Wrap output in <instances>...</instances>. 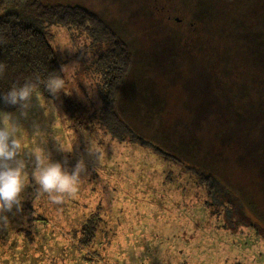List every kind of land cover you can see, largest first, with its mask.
Masks as SVG:
<instances>
[{
    "label": "rangeland",
    "instance_id": "1",
    "mask_svg": "<svg viewBox=\"0 0 264 264\" xmlns=\"http://www.w3.org/2000/svg\"><path fill=\"white\" fill-rule=\"evenodd\" d=\"M37 1L84 7L128 44L133 56L132 66L120 88L116 112L136 136L167 152L170 160L138 143L119 141L100 125L102 79L100 73L86 68L95 61V49L90 46V40L85 34L75 32L70 37V32L63 27L44 25L48 42L63 63L65 94L60 91L54 99L51 94L34 93L26 116L21 115L20 107L11 112L0 111V127H3L4 115L10 116V122L19 127L16 137L23 149L18 158L26 161L28 181L20 194L23 218L26 220L31 213L42 215L66 234H69V227L95 226L94 239L99 245L93 249L105 264H264V190L252 180L237 184L232 194L236 193L242 202L243 217L226 221V213L215 204L216 196L212 198L202 187H195V182L199 184L196 174L206 170L200 167L199 154L192 143L197 138L195 142L200 150L205 149L206 143H214V134L219 130L208 125L210 115L219 112L224 117L226 111L235 113L237 109L242 112V130H245L232 135V141L254 144L257 139L264 140V134L255 129L260 120H264V25L262 35H254L262 50H236L230 35L223 39L220 51L203 50L202 54L210 62L207 66L197 58L192 65L186 62L192 57H187L181 48L161 51L156 48V45L165 47L170 43L179 47L178 40L157 35L153 37L155 42L150 36L160 29L155 30L157 25L149 21L153 16V4H163L164 0ZM226 1L225 15L245 10L244 3L236 1L234 8L232 0ZM176 5L173 12L178 13L186 7L188 13L193 14L199 6L207 4L201 0H177ZM35 22L40 24L37 19ZM192 54L197 56L196 52ZM220 60L252 62V65L246 64L252 69L249 78L252 84L239 82L234 77L221 80L225 89L218 96L217 83L213 85L211 78H215L213 70ZM140 72L144 80L151 82L136 85L144 87L160 102V107L150 110L146 117L147 110L140 111V118L144 119L133 111H129L134 114L130 116L124 107L125 97H129L135 82L133 75L138 76ZM250 91L251 95L247 93ZM64 95L82 106L83 129L70 125L63 110ZM226 99H231L232 103ZM243 99L242 107L237 106ZM137 100L133 95L128 103L133 107ZM225 103L232 109L226 108ZM126 115L128 117L123 118ZM134 116L143 123L139 125L131 118ZM37 126L43 139L35 135ZM38 148L51 162H60L69 171L80 160L85 164L84 182L76 193L66 195L60 205L51 203L47 195L38 196L39 185L32 176L35 157L31 153ZM257 148V153L263 152L262 144ZM175 157L183 161H172ZM229 161V176L236 180L239 166ZM107 167L112 172L104 177L98 168ZM210 170L217 175L215 167ZM240 191H245V195ZM12 210L17 209L13 207ZM21 213L17 210L16 215ZM6 214L7 220L12 217ZM227 215L229 217L230 213ZM43 232H46L43 225L36 224L31 234Z\"/></svg>",
    "mask_w": 264,
    "mask_h": 264
},
{
    "label": "trees",
    "instance_id": "2",
    "mask_svg": "<svg viewBox=\"0 0 264 264\" xmlns=\"http://www.w3.org/2000/svg\"><path fill=\"white\" fill-rule=\"evenodd\" d=\"M33 18L40 21V24ZM44 25L63 27L70 32V37H73L75 32L85 34L90 40V46L95 49V64L89 63L86 68L100 73L102 79L101 112H98L100 113L98 119L100 125L113 138L138 143L140 147L149 148L155 155L170 160L167 152L148 140L136 136L126 121L116 112V102L121 94L120 88L122 89L132 66L133 56L128 44L120 39L118 34L96 14L78 5L41 3L37 0H0V63L6 65L4 75L0 77V111L11 112L19 107V105L7 104L2 99L3 94L9 91L14 84L22 85L26 81L36 84L35 78L38 74L40 81L33 91L41 96H49L50 93L45 85L50 74H59L66 80L63 72L60 71L63 63L49 44L48 35L43 30ZM259 58H261L260 55ZM213 71L215 78L211 79L214 82L233 77L239 82H246L252 75V69L243 66H221ZM141 73L143 72H140L138 76L133 75L132 80L135 82L132 85V91L124 101L128 114L129 111H133L139 118L140 111L147 110L144 115L146 117L150 115V110L160 107L156 96H150L144 87L136 85L151 82L144 80ZM224 89L219 86L218 96ZM141 91L143 93L140 95ZM64 92L65 87L64 91L61 90V94H65ZM133 95L138 100L131 107L128 102ZM215 100L219 106L218 100ZM225 101L232 103L231 99ZM243 102L244 99L237 106L242 107ZM62 105L70 125L76 129H83L82 106L65 95ZM225 106L228 109L231 108L228 103H225ZM235 113L228 110L224 117L219 112L210 115L208 125L219 130L214 134L217 143L208 142L204 146L206 150H200L199 144L195 142L197 138L192 142L195 152L199 154V165L206 170L200 172L201 174H196L199 176L200 185L195 182V187H202L204 192L211 194L212 198L216 196L217 203L215 204L226 213V217L223 214L226 221L243 217L241 215L242 202L236 193L232 194L237 184L248 183L252 180L264 190V140L259 142L257 139L256 142L259 143L254 142V144L253 142L232 141V135L245 130H242L244 123L242 112L237 109ZM136 116L131 118L139 122V125L143 123L140 119L144 118L138 119ZM127 117L126 115L123 118ZM133 123L138 126L135 122H132V125ZM255 129L264 134V120H260ZM262 138H264L263 135ZM259 144L263 147L261 153L256 151ZM173 159L172 161H183L179 157ZM229 160L235 161V164L239 166L240 174L236 180L229 176L228 169L231 165ZM213 167L216 168L217 175L210 172ZM193 168L196 170V165ZM98 169L99 173L103 172L104 177L112 172L108 167ZM240 194L245 195V191H240ZM18 211L22 213L16 215L17 210L8 212L12 214V217L6 223L0 220V264H105L99 253L93 249L98 248L99 245V242L94 239L95 226L87 224L80 229L69 227V234H66L50 224L42 215L31 213L25 220L24 210ZM3 215L7 216L6 213ZM34 219L37 220L33 221ZM36 224L43 225L46 232L40 235L31 234Z\"/></svg>",
    "mask_w": 264,
    "mask_h": 264
},
{
    "label": "flooded vegetation",
    "instance_id": "3",
    "mask_svg": "<svg viewBox=\"0 0 264 264\" xmlns=\"http://www.w3.org/2000/svg\"><path fill=\"white\" fill-rule=\"evenodd\" d=\"M201 1L207 5L199 6V10L193 14H189V9L186 7L184 10H179L178 13L173 12L177 7V0H164L163 4H153V16L149 21L155 22V25H157L155 30L160 29L152 32L150 35L152 36L151 38H157V35H165L166 38L178 40L179 45V47L173 46V43L166 44L165 47L156 45L159 51L168 49L178 50L181 48L187 57H192L186 59L187 63L193 65L197 58L203 66H207L210 62L207 61L208 58L205 57V54H202L203 50L212 49L220 51L223 39L228 38L230 35V39L235 41L233 43L235 44L236 50H245L248 48H250V51L251 49L252 51L262 50V46H257V44L261 45V43H258V38L254 40V35H262L264 25V0H232L231 2L234 4V8H236V1L237 4L244 3L243 8H245V10L237 11L232 16L223 13L224 8L227 7L226 0ZM254 28L255 30L253 32ZM242 32L244 35H240ZM154 41L156 42L157 40L154 39ZM192 52H196L197 56L193 55ZM246 64L252 65L253 63L248 61L229 63L220 60L217 61L216 66L247 67ZM221 82L213 81V85L217 83L215 86L216 90L221 86ZM246 82L252 84L250 79ZM247 93L251 95L252 91Z\"/></svg>",
    "mask_w": 264,
    "mask_h": 264
},
{
    "label": "clouds",
    "instance_id": "4",
    "mask_svg": "<svg viewBox=\"0 0 264 264\" xmlns=\"http://www.w3.org/2000/svg\"><path fill=\"white\" fill-rule=\"evenodd\" d=\"M76 62H73L75 65ZM6 65L0 63V77L4 75ZM61 72L64 71L62 67ZM36 84L40 77L36 75ZM36 84L26 81L22 85L14 84L9 91L3 94L2 99L10 105H19L21 115H27L29 101L34 94ZM65 80L59 74H50L45 88L55 99L61 90L64 91ZM38 98V97H37ZM39 99V98H38ZM19 127L10 122V116H3V127H0V220L6 223L7 217L3 213L11 212L13 207L21 208L20 194L27 184V165L24 159L18 158L23 149L20 140L16 137ZM36 136L43 139V134L37 126ZM93 151V150H92ZM94 152V151H93ZM35 157V167L32 176L39 185V195H47L51 203L60 205L66 195L77 192L84 182L82 173L85 172V164L78 161L74 168L69 171L60 162H51L41 148L31 152Z\"/></svg>",
    "mask_w": 264,
    "mask_h": 264
}]
</instances>
